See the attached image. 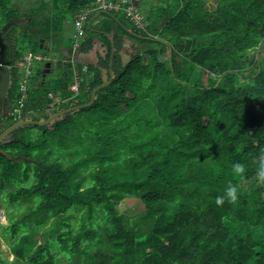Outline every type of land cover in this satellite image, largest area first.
<instances>
[{
  "label": "trees",
  "instance_id": "16d2710c",
  "mask_svg": "<svg viewBox=\"0 0 264 264\" xmlns=\"http://www.w3.org/2000/svg\"><path fill=\"white\" fill-rule=\"evenodd\" d=\"M13 2L0 0L1 26L26 18L31 41L40 47L44 40L45 48L96 0H51L46 14L18 11ZM215 2L209 11L202 0H168L145 15L148 29L138 37L109 13L96 28L114 30L116 76L91 107L54 125L57 153L51 143L39 153L24 143L27 131L45 126L19 129L0 146L25 162L0 153L7 217L0 236L15 262L264 264V181L255 163L264 150V62L250 58L264 50V0ZM87 33L85 52L99 36L90 27ZM125 38L142 47L123 67ZM57 66L53 82L36 72L26 113L49 117L50 94L63 109L85 104L102 83L89 66L71 99L73 69ZM235 162L242 173H233ZM229 182L238 199L217 205ZM129 197L143 203L142 213H118Z\"/></svg>",
  "mask_w": 264,
  "mask_h": 264
},
{
  "label": "rangeland",
  "instance_id": "374dc122",
  "mask_svg": "<svg viewBox=\"0 0 264 264\" xmlns=\"http://www.w3.org/2000/svg\"><path fill=\"white\" fill-rule=\"evenodd\" d=\"M50 1L51 0H14L13 5L18 9V11H23V12L27 11L30 13L40 14L42 10V12L46 14L47 12L45 11V8L48 4H50ZM167 1L168 0H133L134 4L139 7V9L144 15H148L151 12V10L166 4ZM202 1L204 2L205 7L209 11H214V9L216 8L215 0H202ZM107 16L109 15L103 13L98 14L97 16L91 19L92 26L95 27L99 25L101 19H103L104 17L105 20H107L108 18ZM118 19L128 22L123 13L118 14ZM2 23L3 22L0 21V26L2 25ZM12 29L14 34L20 36L19 46H20L21 58L25 53L28 52H34L44 55L46 57V61L38 65H35L34 73L37 71H42L46 63L51 62L53 68L51 67V73L49 74L48 79L51 80V82L56 81L58 78L57 64L60 62V60L61 61L63 60L61 59V53L57 46L60 44V46H62L63 48H71V45L73 44L74 41V33H75L73 21L68 19V21H66L64 24L63 31L56 36L57 39H54V41H52L50 45L49 44L45 45V48H50V49L41 48V46L37 47L35 43L31 41L30 30L27 28V26L25 25L13 26ZM141 47L142 46L136 44L137 53L141 49ZM263 53L264 50L261 56L260 55L255 56L256 53H252L250 54V58L255 59L256 57V59L258 58L260 62L261 61L264 62ZM20 71L21 73H23V67L20 68ZM85 77L86 79H89L88 75H86ZM32 80L31 82L28 83L29 86L32 84L33 82ZM204 81L208 82L206 76H204ZM51 115L53 114L51 113ZM58 123H63V121ZM45 127H47L45 130L32 128L29 131H27L28 133H26V140L24 141V143L25 144L31 143L36 153L45 152L47 150V144L49 145L52 144L53 146L52 145L51 146L55 151L54 154H56L57 149L59 148L56 146L57 139L56 137L52 138L50 136V131L51 130L55 131L56 128H53L54 126L52 127L45 126ZM7 151L12 152V149L8 148ZM17 162L21 165H25V162H23L22 160H17ZM261 180L264 181V178H262ZM0 209L5 211L4 208H0ZM117 210L119 214L133 217L144 211V205L139 199L129 197L121 202V204L117 207ZM52 227L53 225L47 228L46 231ZM40 239L41 236L39 235L37 241H39ZM4 259L13 262L14 264H19L18 262H15L13 256L10 254L8 245L6 244L5 240H3V238L0 236V264H4L3 262Z\"/></svg>",
  "mask_w": 264,
  "mask_h": 264
},
{
  "label": "water",
  "instance_id": "95a60500",
  "mask_svg": "<svg viewBox=\"0 0 264 264\" xmlns=\"http://www.w3.org/2000/svg\"><path fill=\"white\" fill-rule=\"evenodd\" d=\"M19 25H25L30 26L29 21L26 18L21 19H12L9 22H7L3 27L0 28V96L4 93L6 86L8 85V81L11 75V68L15 66L13 61V51L17 48V43L15 38H12L10 35V30L13 28V26H19ZM94 30V29H93ZM95 42L99 46L101 43L100 39H95ZM111 42L113 43L112 39ZM45 43L44 40H41V48L43 47V44ZM131 42L125 41V44L121 51L119 52L122 66H127L130 61L132 60V53L133 51L130 50ZM50 49V48H45ZM112 58L115 52L114 47L112 48ZM130 52V53H128ZM135 53L134 55H136ZM67 59L72 60L77 65H88L93 68L99 69L101 71V81L102 83L95 87L92 90L90 101L81 104L76 105L72 104L71 107L63 109L61 111H58L57 113H54L53 115H50L49 117L45 118L42 117L38 121H34L32 117L27 116L25 119L7 125V122L5 120H0V146L5 143H11L16 140V138L13 137V132L18 129H23L30 126H48L52 127L56 123L64 121L65 118L70 114H75L76 112H79L82 109L91 107L95 101L98 99L99 95L98 92L101 89H104L108 87L112 81L114 80L116 74L115 71L112 68V62L110 63V66L108 69L99 67L98 63L100 61V53L99 48H93L87 52L82 51L81 49L76 51L74 54L72 53V50H68ZM51 63H46L43 71H42V79H45L46 76L51 72ZM0 153L7 157L9 161H16L17 158H13L11 155L6 153L4 150L0 148ZM38 237H36L35 240H37Z\"/></svg>",
  "mask_w": 264,
  "mask_h": 264
},
{
  "label": "built area",
  "instance_id": "2783aa9c",
  "mask_svg": "<svg viewBox=\"0 0 264 264\" xmlns=\"http://www.w3.org/2000/svg\"><path fill=\"white\" fill-rule=\"evenodd\" d=\"M101 13L121 14L123 13L126 20L130 23L132 28L136 32H147L148 23L145 15L137 7L133 0H96L95 4L79 14H77L73 20L75 29L74 41L72 45V53L74 54L79 50L82 41L87 37V23L90 18L97 16ZM46 61V57L39 53L28 52L21 58V64L23 67V73H21L18 80L19 99H17L16 105L10 113L11 118L14 121H20L24 119L30 113L25 112L26 102L29 98L30 86L34 76V67L42 62ZM73 69V83L70 87L72 92V98L75 99L80 96L81 84L86 80V75H89L88 65H77L72 61ZM52 100L47 112L51 115L53 112L64 102L60 97H55L53 94L49 95ZM7 225V217L5 211L0 209V230L1 227Z\"/></svg>",
  "mask_w": 264,
  "mask_h": 264
},
{
  "label": "flooded vegetation",
  "instance_id": "af4514ba",
  "mask_svg": "<svg viewBox=\"0 0 264 264\" xmlns=\"http://www.w3.org/2000/svg\"><path fill=\"white\" fill-rule=\"evenodd\" d=\"M103 14H109V13H103ZM91 21L92 20H89L88 23H87V27L89 28H93V32H95L96 34H98L99 36L98 37H94L92 38V47L91 49H93L94 47L95 48H99V53H100V61L98 63V66L100 67H103L104 68V65L105 63L108 61L109 59V66H110V63L112 62V68H113V61H114V57L117 55V50L115 48V34H114V30H112L111 32H108L104 29H100V28H96V26H92L91 24ZM104 22L106 21L105 20V17L103 19H101L100 22ZM121 26H123L125 28V30L131 35V36H134V37H138L140 36L138 32H136L132 26L130 25L129 22H121L120 23ZM4 26V25H3ZM3 26H0L3 27ZM10 35L12 36V38H15L16 40V43H17V48L16 50L13 51V61H14V64L15 66L11 68V75H10V78H9V81H8V85L6 86V89L4 91L3 94H1L0 96V120H5L7 122V125L9 124H13V123H17L19 121H14L11 116H10V113L11 111L13 110V108L15 107L16 105V102H17V98L19 96V88H18V80H19V77L21 75V71H20V68L22 67V64H21V56H20V46H19V39H20V36L16 35L13 33V30L11 29L10 30ZM90 37L89 33H87V37L85 38L88 39ZM95 39H100L101 40V43L100 45L98 46L97 43L95 42ZM111 39L113 41V43L111 42ZM84 40V41H85ZM82 41V43L84 42ZM123 46L125 44V41H130L131 42V45L129 46L130 47V50L133 51L132 55L134 56L135 53H137V49H136V44L135 42L133 41V39L131 38H125L123 39ZM82 45V44H81ZM81 47V46H80ZM114 47L115 49V52H114V55H113V58H112V48ZM81 48H79L80 50ZM90 49V50H91ZM82 50V49H81ZM84 51V50H82ZM85 52V51H84ZM62 55H61V59H63L62 61L60 60L61 63H63L64 65H69L72 67V60H69L67 59V54H68V51H65V52H62ZM130 53V52H128ZM119 54V53H118ZM65 56V58H64ZM59 62V61H58ZM51 63V62H50ZM58 65V64H57ZM53 68V67H52ZM58 68V66H57ZM109 68V67H108ZM96 69V68H95ZM99 71V69H97ZM43 71V70H42ZM51 73V72H50ZM49 73V74H50ZM36 75V72L34 73V76ZM33 76V77H34ZM100 76H101V71H100ZM64 103V102H63ZM62 103V104H63ZM61 104V105H62ZM60 105V106H61ZM66 109V108H64ZM59 110H63L62 106L59 108ZM41 115L42 113H37V112H32L30 113L29 115L27 116H30L33 118L34 121H38L40 118H41ZM26 116V117H27ZM25 117V118H26ZM24 118V119H25ZM2 120V121H3ZM23 120V119H22ZM21 121V120H20ZM27 128V127H26ZM24 129V128H23ZM19 131L16 130L13 132V136L16 134V132Z\"/></svg>",
  "mask_w": 264,
  "mask_h": 264
},
{
  "label": "clouds",
  "instance_id": "9594fccd",
  "mask_svg": "<svg viewBox=\"0 0 264 264\" xmlns=\"http://www.w3.org/2000/svg\"><path fill=\"white\" fill-rule=\"evenodd\" d=\"M256 176L259 178H264V150H262L256 157ZM232 171L234 174H240L244 171V165L239 162H235L232 165ZM238 187L236 184L229 182L224 189L223 195H218L215 198V203L220 205L224 202L225 199H228L230 202L238 199Z\"/></svg>",
  "mask_w": 264,
  "mask_h": 264
},
{
  "label": "crops",
  "instance_id": "0c3cea01",
  "mask_svg": "<svg viewBox=\"0 0 264 264\" xmlns=\"http://www.w3.org/2000/svg\"><path fill=\"white\" fill-rule=\"evenodd\" d=\"M138 7V6H137ZM91 24H92V22H91ZM46 45V44H45Z\"/></svg>",
  "mask_w": 264,
  "mask_h": 264
}]
</instances>
